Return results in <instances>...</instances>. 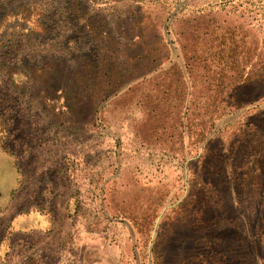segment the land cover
<instances>
[{"label": "rangeland", "instance_id": "obj_1", "mask_svg": "<svg viewBox=\"0 0 264 264\" xmlns=\"http://www.w3.org/2000/svg\"><path fill=\"white\" fill-rule=\"evenodd\" d=\"M263 67L264 0H0L1 195L9 158L16 174L0 264H198L214 231L234 260L218 227L237 184L221 183L241 142L264 139ZM219 142L224 176L203 161ZM252 196L233 223L247 249ZM31 209L53 230L16 233L5 256Z\"/></svg>", "mask_w": 264, "mask_h": 264}, {"label": "trees", "instance_id": "obj_2", "mask_svg": "<svg viewBox=\"0 0 264 264\" xmlns=\"http://www.w3.org/2000/svg\"><path fill=\"white\" fill-rule=\"evenodd\" d=\"M141 22H143V20H141ZM140 37L143 40L145 38V36H140ZM262 69H264V67ZM258 72L259 71H256V73ZM121 76H122V71H120V73L117 75V79L120 80ZM263 76L264 73L262 77ZM256 78L259 79L258 77ZM188 114H189V110H188ZM262 134L264 135V126H263ZM255 136H260L259 130L256 132ZM241 145L243 146V153L236 152V154L234 155L235 157L234 162L231 165L232 167L229 168V170L231 171L229 174L226 175V179H224L221 183L223 185L225 184L229 186L230 185L229 178H231V182L237 184L235 189V194L234 196L232 195L230 201L225 200L224 195L228 196L227 193L223 194V192H221V194H223V197H221L220 202L225 201V206L227 207L230 206V210H232V212H230V217L228 218L226 215L229 210L224 211L223 218L220 219L219 221L220 225L218 227L222 231V234L226 232L232 233L233 243H235L237 246V253L235 252L236 254L234 256V260H230L228 258L229 250L220 247L221 236L219 234L220 237L219 236L215 237L214 236L215 231H214L210 234V237L212 238L210 240V243L213 245L212 253L209 255H201L195 257L194 260L198 261V264H215L214 258H212V256L214 255L213 253H216L215 255L216 264H233V263L259 264V260L257 258L258 256L257 253L259 250L257 247L260 246L264 249V139L261 140L259 138L248 139L246 141L241 142ZM208 150L209 152L214 153V156H210L209 153V156L204 157L203 161L205 165H210V168L217 167V169H219L221 173V176H224L225 168L232 161L233 158L226 154V148H224L223 142L222 143L219 142L216 147H213L212 149H208ZM239 155H241V158L238 157ZM218 156H219V160H217ZM208 159H210L211 162H207L206 160ZM210 188H212L213 190L216 188V185L214 186L212 181L209 178H207L203 183L202 190L210 192L211 190ZM246 190H249L253 194L252 196L253 198H256L258 196V198L260 197L261 199V202L260 200H258L252 204L254 208H253V212L251 213L255 214V211L256 213L257 211L258 212L260 211L259 213L261 214L257 219V226L254 234V242L256 244L255 246H253V249H247L246 241L244 237L243 224L242 225L233 224L236 223V221L241 220L243 213H245L243 211L244 209L243 197ZM231 192L232 190L228 189V193L230 194V196H231ZM207 197L205 198V200H209ZM206 203L208 204V202ZM255 216H257V214H255Z\"/></svg>", "mask_w": 264, "mask_h": 264}, {"label": "crops", "instance_id": "obj_3", "mask_svg": "<svg viewBox=\"0 0 264 264\" xmlns=\"http://www.w3.org/2000/svg\"><path fill=\"white\" fill-rule=\"evenodd\" d=\"M9 165L11 167V159L9 158ZM9 166V176H11L12 182L9 183V189H6L3 195L0 196L1 201L3 200V204L8 201L9 205L14 199V184L16 174L13 172V169ZM2 192V190H0ZM54 218L51 214H48L44 210L40 209H31L30 211L19 213L13 216L10 220V224L6 230V236L4 238L5 242V256L8 255V249L12 246L11 242L13 236L17 234H28L34 231H43V232H51L53 230ZM3 254L0 251V259L4 261ZM1 261V262H2Z\"/></svg>", "mask_w": 264, "mask_h": 264}]
</instances>
